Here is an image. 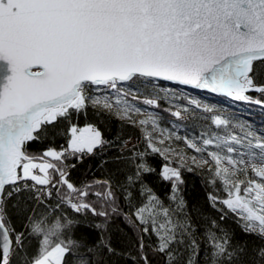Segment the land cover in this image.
<instances>
[{
	"label": "snow or ice",
	"instance_id": "6c2138e0",
	"mask_svg": "<svg viewBox=\"0 0 264 264\" xmlns=\"http://www.w3.org/2000/svg\"><path fill=\"white\" fill-rule=\"evenodd\" d=\"M181 86L264 105V0H0V264H264V135H221L231 120L196 98L188 105L213 113L220 131H202L197 142L161 128L148 108L178 98ZM90 106L139 129L146 149L79 127ZM186 111L169 109L178 121ZM173 137L215 163L210 183L225 197L208 200L219 219L194 221L202 214L180 189L187 166L166 155L183 156L166 143ZM109 149L123 180L95 182L103 192L69 181L76 163ZM150 154L165 161L167 203L146 179L156 174ZM65 206L83 219L52 215ZM10 207L25 213L19 229ZM229 213L239 236L222 223ZM118 221L135 236L131 248L113 245Z\"/></svg>",
	"mask_w": 264,
	"mask_h": 264
},
{
	"label": "trees",
	"instance_id": "16d2710c",
	"mask_svg": "<svg viewBox=\"0 0 264 264\" xmlns=\"http://www.w3.org/2000/svg\"><path fill=\"white\" fill-rule=\"evenodd\" d=\"M254 98H259V93H249ZM222 100H226L231 103L232 111H229L225 114V118H229L232 122L231 126L227 129L221 131V135L225 133L230 134H241V129L237 126L239 124L240 118H246L247 123L253 126L254 129L259 131L262 135H264V105H257L254 103H247L243 101H231L227 100L224 97H219ZM185 102L184 99H181ZM169 109L171 111H175L174 107L168 106L164 101L161 102L160 108L157 111L164 117V120H168V117L171 116ZM185 118L183 121H178L181 129L178 131L183 137H198L200 138V134L202 131H220L215 128L211 123V116L213 113H206L203 109H194L187 110L185 112ZM173 117V116H171ZM75 123L79 127L86 126L91 123L96 125L100 131L103 133L105 139L107 140H116L117 137L121 139H128L129 137L134 138L137 150L144 151L146 149V144L143 139V133L134 127L128 125L127 121H121L113 114L104 113L102 110L93 109L91 106L88 108L86 114H81L78 118L74 120ZM119 143V141H117ZM65 140L62 136H57L55 138V144L53 146L59 148L60 145H64ZM34 147H43L34 146ZM115 155V152L112 150H106L103 153H99L95 156L87 157L83 161V163H76L72 161V163H76L75 168H71L69 170L68 179L74 185L78 187H83L84 185H93L91 191H101L104 189L99 185L95 184L97 181H105V180H113L120 181L123 180V173H117V165L112 163V157ZM149 164H151L154 168H156V174L146 177L148 182L150 183L153 191L159 195L162 199H165L167 203L166 197L170 192L171 184L170 182L162 181L158 173L160 171L161 166L165 163L164 159L158 154H150L146 157ZM170 159V158H169ZM171 160V159H170ZM172 161V166L177 167L180 164ZM187 167H191L192 171H188L187 167L181 168V178L183 179V184L180 185L181 195L187 201L190 208L195 209L196 212L201 213L202 216L200 219H197L196 215H193L194 221L198 224L204 223L206 219L215 217L219 219V213L215 211L209 203L208 194L214 193L217 196L222 198L225 197V192L223 191L222 186L219 182L215 185L210 183L212 179L213 173L209 171L210 168H215L213 166H203V167H194L190 164H185ZM248 176L258 179V177H254L251 171H248ZM241 180L245 179L243 174L239 177ZM31 183V182H30ZM114 190H116L117 196H120V192L116 189L115 184H113ZM89 200H95L96 197L89 196ZM136 201H134L135 203ZM50 207H55L56 197L53 195V198L48 202ZM121 203L123 200L121 199ZM99 207V204H97ZM32 205H25V212L28 208H31ZM44 211V206L41 205L36 209L37 214H40ZM9 212L11 215L12 223L20 228L22 220V213L17 210L9 208ZM31 214V213H27ZM63 214L68 218L74 219H83L82 216H77L70 208L62 207L57 209L55 213L52 215ZM235 217L229 213L228 219L224 220L222 223L225 227L229 229H234L237 235H240V230L238 226L233 222ZM119 225V231L116 229V225H113V245L118 249H128L131 248V244L129 243V239H131L132 243L135 242V236L128 230V228L120 221L117 222ZM82 228V226H81ZM77 235H80L81 232L77 231ZM249 240L254 239L253 237H248ZM148 237H145V241L147 242ZM35 250V243L33 242V248ZM134 251V249H132ZM118 264H126L125 261H118Z\"/></svg>",
	"mask_w": 264,
	"mask_h": 264
},
{
	"label": "rangeland",
	"instance_id": "374dc122",
	"mask_svg": "<svg viewBox=\"0 0 264 264\" xmlns=\"http://www.w3.org/2000/svg\"><path fill=\"white\" fill-rule=\"evenodd\" d=\"M178 98L176 99H169L165 100L164 102L171 107H174L175 109H194V106L188 105V98H196L200 100L202 105H208L212 107L213 109L217 110V114H221L223 117L225 116L224 113H227L229 111H232V104L229 103L228 101H224L221 98H219L221 95H216L214 93H210L206 90H198V89H192V88H187V87H180L178 90ZM222 97V96H221ZM181 99H184L185 102ZM230 100V99H227ZM234 101V100H231ZM147 107V106H145ZM148 111L154 112L158 114L159 119H160V127L161 128H167L169 131L174 132L176 135L183 137L178 131L181 129V126L177 122L175 117H168V120H164V117L157 111L156 108H148ZM115 116V115H114ZM116 117V116H115ZM126 121V120H125ZM239 124L237 125L241 129V134H234L237 136L243 137L245 132L248 130H251L255 132L257 135H262L257 131L256 129L253 128L249 123H247L246 118H240L239 119ZM177 125V127H173V125ZM240 125H244V128H241ZM84 127V126H82ZM148 130L151 131V126L149 125ZM156 136H160L159 131L155 133ZM190 139H195L197 142H199L200 138L198 137H189ZM133 143L135 142L134 138H132ZM153 143H156L154 140ZM167 144H170L172 148L176 149V152H181L183 153V156L181 157L180 155H176L175 153H166L168 157L176 162L177 164H190L194 167H197L196 164L193 162L192 157L195 156L197 160L200 159H207L210 161L209 164H204L203 166H213L215 167V163L211 161V158L207 156V153H196L193 149H190L186 146V144L183 142V140H177L175 137H173L171 140L166 141ZM211 150H215L214 148ZM200 166V167H203ZM257 166H260L259 163ZM249 171H251V168H249ZM252 172V171H251ZM261 178H258L259 180Z\"/></svg>",
	"mask_w": 264,
	"mask_h": 264
},
{
	"label": "water",
	"instance_id": "95a60500",
	"mask_svg": "<svg viewBox=\"0 0 264 264\" xmlns=\"http://www.w3.org/2000/svg\"><path fill=\"white\" fill-rule=\"evenodd\" d=\"M188 88V87H187ZM209 92V91H208ZM210 93H212V92H210ZM215 94V93H214ZM216 95H219V94H216ZM222 96V95H221ZM222 97H224V96H222ZM224 98H226V99H230V100H233V99H231V98H227V97H224ZM258 105V104H257Z\"/></svg>",
	"mask_w": 264,
	"mask_h": 264
}]
</instances>
